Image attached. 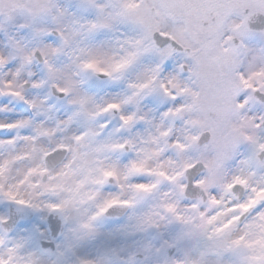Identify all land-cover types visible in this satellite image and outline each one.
<instances>
[{
    "label": "snow or ice",
    "instance_id": "6c2138e0",
    "mask_svg": "<svg viewBox=\"0 0 264 264\" xmlns=\"http://www.w3.org/2000/svg\"><path fill=\"white\" fill-rule=\"evenodd\" d=\"M0 37V199L65 226L58 239L35 226L0 264H264V115L254 114L264 47L251 45L264 41V0H0ZM94 80L116 90L100 96ZM46 88L69 97L54 128L26 115L51 111ZM37 174L49 181L34 187L57 200L25 199L8 183ZM185 175L249 195L222 221L168 203L162 224L146 205ZM110 181L119 193L104 190ZM116 209L128 214L109 227Z\"/></svg>",
    "mask_w": 264,
    "mask_h": 264
},
{
    "label": "clouds",
    "instance_id": "9594fccd",
    "mask_svg": "<svg viewBox=\"0 0 264 264\" xmlns=\"http://www.w3.org/2000/svg\"><path fill=\"white\" fill-rule=\"evenodd\" d=\"M0 47H3L0 44ZM182 62L181 58L178 57L175 64L170 63L165 70L161 73V77H167L169 72L178 71L177 65ZM92 90L97 92L98 95L103 96L109 91H115L107 82L101 83L99 80H94L92 85ZM52 92V97L48 100L45 108H51V111L47 115H36L33 112H28L26 115L32 116L34 121L40 122L44 121L46 127L54 128L56 127L57 120H62L67 117L71 109L68 106L69 97H61L54 89L46 88L40 91L39 95L41 98L46 97L48 92ZM254 114L264 115V108H257ZM49 117H51L49 119ZM106 117H101L97 124L102 123ZM116 121H113V126H115ZM75 130L83 131L84 129L79 124L74 126ZM264 159V156L261 157ZM239 159V158H238ZM239 167L237 161H233L228 166V182L232 175L236 174V169ZM170 175H175L178 171L175 167H166ZM264 176V170L257 173L255 179H259ZM138 180L139 178H134ZM49 178L47 176L34 175L24 184H19L18 179L9 180L8 183L16 184L15 191L19 192L21 196L27 199L34 193L36 199L41 203L54 202L58 197L51 193L45 192L42 187H34L36 185H42L48 183ZM155 181L154 177L145 176L143 182L152 183ZM194 180L190 175H185L181 177L176 183L163 182L159 185L157 189L154 190L152 198L149 204L146 206L155 205L154 210L163 213L165 220L161 221L162 224H166L168 220H172V214L167 213L163 206L168 203L175 204L177 207V214L184 215L186 217H198L199 212L203 211L206 215L212 216L218 215V221L230 218L232 213L228 211L235 204H239L247 199L249 193L242 186H234L230 190H226L220 185H214L207 190L203 188H196L194 186ZM179 185H186V189L182 192ZM5 190H7V184H5ZM106 192L119 193L121 190L116 185L115 182L110 181L104 186ZM218 201V204H212V199ZM195 205V207H193ZM226 213V214H225ZM128 214L127 210L116 209L113 210L111 215L113 217L120 216L121 219L110 220L109 227L123 223V218ZM0 215L8 218V223L0 225V237H3V242L0 243V258H8V249L14 246V241L20 236L29 237L35 235V226H39L41 229H51V235L53 237L59 238L57 234L63 230L65 226L62 225L61 220L57 215H49L47 211H41L39 213H32L28 211H18L17 207L11 203L0 199ZM247 217L241 219L243 223ZM173 223H175L173 221ZM27 230V231H25ZM50 245H45L49 247Z\"/></svg>",
    "mask_w": 264,
    "mask_h": 264
},
{
    "label": "flooded vegetation",
    "instance_id": "af4514ba",
    "mask_svg": "<svg viewBox=\"0 0 264 264\" xmlns=\"http://www.w3.org/2000/svg\"><path fill=\"white\" fill-rule=\"evenodd\" d=\"M251 45L255 48H261L264 47V41H261L260 39H254L253 41H251ZM242 59H244L242 57Z\"/></svg>",
    "mask_w": 264,
    "mask_h": 264
},
{
    "label": "rangeland",
    "instance_id": "374dc122",
    "mask_svg": "<svg viewBox=\"0 0 264 264\" xmlns=\"http://www.w3.org/2000/svg\"><path fill=\"white\" fill-rule=\"evenodd\" d=\"M0 40H2V37H0Z\"/></svg>",
    "mask_w": 264,
    "mask_h": 264
}]
</instances>
